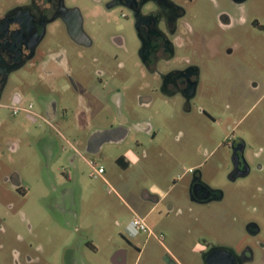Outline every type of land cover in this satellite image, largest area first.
I'll return each mask as SVG.
<instances>
[{
  "label": "rangeland",
  "instance_id": "1",
  "mask_svg": "<svg viewBox=\"0 0 264 264\" xmlns=\"http://www.w3.org/2000/svg\"><path fill=\"white\" fill-rule=\"evenodd\" d=\"M212 3L198 2L191 21L195 31L186 36L197 41L202 52L198 61L205 96L198 103L215 116L216 123L198 118L195 112H183L180 100L166 101L152 94L133 42L128 43L133 54H121L124 69L112 73L118 65L112 58L116 33L112 29L97 32L101 53L97 62L89 58L92 51L87 53L79 85L84 96L100 90L107 105L95 103L93 111L80 115V126L77 117L82 104L68 81L51 86L39 80L36 87L23 89L22 77L12 80L7 97L19 93V106L33 105L32 111L43 118L34 122L23 111L15 115L11 101H2L0 264H115L113 258L120 251L128 252L125 264H165L167 254L186 264H202L194 246L204 240L236 246L245 235L250 214L261 227L264 241V31L250 25L257 18L264 26V0H250L239 11L227 0ZM221 10L235 19L231 29L220 25ZM123 13H113V24L130 41L132 26ZM241 18L247 24L241 26ZM208 34L219 36L224 53L236 46L235 54L227 58L221 51L209 57L204 48ZM98 71L105 72L102 81ZM249 72L263 85L253 98L247 86L240 89L239 85L240 75ZM240 93L243 106L237 111L234 105ZM49 97L62 102L60 118L51 124L42 103V98ZM146 97L152 99L149 106L143 105ZM172 104L178 105L173 108ZM233 114L241 121L240 128H227L225 120ZM148 123L150 133L144 131ZM118 125L127 133L120 143L106 141L96 153L85 151L89 136L117 130ZM237 134L245 139L253 170L249 177L232 183L229 138H224ZM48 145L52 153L46 152ZM122 156L130 162L127 168L116 162ZM89 162L104 167L105 180L91 176ZM198 168L211 187L225 193L222 202L199 205L191 201L187 182L190 170ZM14 173L22 179L20 189L13 185ZM9 176L11 180L6 181ZM135 214L146 220L154 235L129 234ZM259 264H264V252Z\"/></svg>",
  "mask_w": 264,
  "mask_h": 264
},
{
  "label": "flooded vegetation",
  "instance_id": "2",
  "mask_svg": "<svg viewBox=\"0 0 264 264\" xmlns=\"http://www.w3.org/2000/svg\"><path fill=\"white\" fill-rule=\"evenodd\" d=\"M200 0H0V107L2 101L9 99L12 109L20 107L22 96L14 92L7 97L12 80L22 77V88H34L37 81L55 85L59 80H66L82 104L77 123L80 126L83 113H90L97 106L95 103L107 105V98L99 90L83 95L79 85L81 75L85 71L88 58L97 62L99 56V39L97 32L114 30L112 37L115 52L112 55L118 65L112 73L124 69L125 62L121 61V54H133L129 42H133L136 55L143 69L149 76V87L152 94L158 95L166 101H181L180 105L185 113H196L198 118H206L211 122H218L213 114L199 104L205 94L202 86L203 67L198 61L199 50L197 41L188 39L187 34H193V11ZM211 3L215 0H207ZM232 8L241 10L250 0H227ZM212 3V4H213ZM226 8V7H225ZM216 9H220L218 5ZM222 9V8H221ZM123 11L122 15L131 23L132 39L128 41L126 33L114 27L113 13ZM203 10H207L203 9ZM225 10V9H224ZM224 10L219 14V23L223 28L231 29L235 19ZM241 26L247 20H239ZM250 25L264 31V26L257 18L251 20ZM235 47H228L223 52L219 43V36L208 34L204 48L209 57L218 56L222 51L227 58L232 57ZM203 48V49H204ZM205 51V50H204ZM75 62L78 63L76 66ZM259 67L260 63L258 64ZM242 69V67H239ZM245 69V64L243 67ZM105 72L98 71L97 78L102 81ZM243 74V75H242ZM240 76V89L249 90L248 95L253 98L262 88L259 77L251 76L250 72ZM25 76V77H24ZM88 80L89 78L86 77ZM96 78V77H95ZM96 78V79H97ZM237 86V84H235ZM238 87V86H237ZM152 97V96H151ZM243 94L234 108L240 111ZM45 119L51 124L60 118V100L42 98ZM152 103L150 97L143 98V105ZM178 104H172L177 107ZM62 109H67L63 107ZM64 111V110H63ZM230 112L229 110H225ZM17 115V114H16ZM66 117V112L63 113ZM31 121L43 118L39 115L27 114ZM44 119V120H45ZM227 128L235 125L240 128L241 121L236 120L235 114L225 120ZM150 123L144 131L150 133ZM122 125L117 130L89 136L85 151L96 152L104 141H120L126 136ZM231 151V172L228 177L232 183L247 178L252 173V165L247 158V144L242 135L226 136ZM187 182V193L191 201L199 205H210L222 202L225 193L211 187L204 178V172L198 168L190 170ZM235 177H237L235 179ZM235 179V180H234ZM12 180L14 178L12 177ZM149 199H153L148 194ZM159 201V200H158ZM256 207L254 211H256ZM252 217V214H250ZM249 216L245 223V235L236 246L217 243H198L194 246L195 255H199L202 264H259L264 252V241L261 239V227ZM152 235H154L152 233ZM129 243V241H128ZM128 252L120 251L114 258L115 264H125ZM32 262V258H27ZM165 264H186L167 254Z\"/></svg>",
  "mask_w": 264,
  "mask_h": 264
},
{
  "label": "built area",
  "instance_id": "3",
  "mask_svg": "<svg viewBox=\"0 0 264 264\" xmlns=\"http://www.w3.org/2000/svg\"><path fill=\"white\" fill-rule=\"evenodd\" d=\"M33 105H29L27 108L24 107H16L14 108V114H18L19 112L23 111L27 114H34L36 115L33 111ZM90 166L93 169V173L91 174L92 177H98L101 179H104V174H105V169L103 166L101 167H97V164L93 163V162H89ZM127 231L129 232V234L132 237H136L141 233H149L152 234L146 220L140 216H138L137 214L134 215V218L132 219V221L130 222Z\"/></svg>",
  "mask_w": 264,
  "mask_h": 264
},
{
  "label": "crops",
  "instance_id": "4",
  "mask_svg": "<svg viewBox=\"0 0 264 264\" xmlns=\"http://www.w3.org/2000/svg\"><path fill=\"white\" fill-rule=\"evenodd\" d=\"M106 132H108V131H106V130H104V131H99L98 133H96L95 135H97V134H101V133H106ZM114 143H120L121 141H117V140H112ZM108 142H111V141H108ZM105 143H107L106 141H104V142H102L101 144H100V146H99V150H101L102 149V147H103V145L105 144ZM86 144H87V140H85V144H84V149L86 148ZM47 146V145H46ZM49 146V145H48ZM52 145H50L49 146V148L47 147V149H46V152L47 153H52V147H51ZM15 149L17 148V147H14ZM98 150V151H99ZM98 151H96V152H98ZM96 152H88V153H91V154H93V153H96ZM122 157H124V156H122ZM126 158V157H125ZM126 161H127V159H126ZM129 164L128 165H130V162L129 161H127ZM124 165H126L125 163H124ZM12 175V177L14 178V187H18L17 189H20L21 187H19V186H22L23 185V182H22V179H21V177H20V175L19 174H17V173H14V174H11ZM11 180V176H9V177H6V181H10ZM13 181V180H12Z\"/></svg>",
  "mask_w": 264,
  "mask_h": 264
},
{
  "label": "trees",
  "instance_id": "5",
  "mask_svg": "<svg viewBox=\"0 0 264 264\" xmlns=\"http://www.w3.org/2000/svg\"><path fill=\"white\" fill-rule=\"evenodd\" d=\"M117 164L119 165V166H121L122 168H127L128 167V162L126 161V158L125 157H120V158H118L117 159ZM124 163L126 164V165H124Z\"/></svg>",
  "mask_w": 264,
  "mask_h": 264
},
{
  "label": "water",
  "instance_id": "6",
  "mask_svg": "<svg viewBox=\"0 0 264 264\" xmlns=\"http://www.w3.org/2000/svg\"><path fill=\"white\" fill-rule=\"evenodd\" d=\"M236 178H237V177H235V179H236ZM235 179H234V180H235Z\"/></svg>",
  "mask_w": 264,
  "mask_h": 264
}]
</instances>
